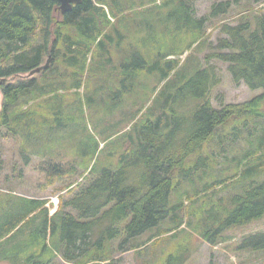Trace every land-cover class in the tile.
Returning <instances> with one entry per match:
<instances>
[{
    "label": "trees",
    "instance_id": "16d2710c",
    "mask_svg": "<svg viewBox=\"0 0 264 264\" xmlns=\"http://www.w3.org/2000/svg\"><path fill=\"white\" fill-rule=\"evenodd\" d=\"M238 1L214 4L211 15ZM250 10L221 25L227 36L206 59L226 63L235 84L262 93L215 108L212 67L197 65L187 75L180 65L187 49L204 43L205 18H194L184 0H82L65 13L54 0H0V138L19 141L28 161L85 132L76 159L46 162L50 183L85 173L63 185L72 195L52 215L45 199L0 192V263L50 264L60 256L68 264H120L129 251L152 256L186 226L214 243L226 229L264 217V15L251 21ZM146 32L154 35L148 42ZM23 74L29 78L8 80ZM164 80L154 96L163 97L161 105L137 118ZM127 104L132 108L106 127L112 132L102 148L114 139L115 157L95 169L102 142L87 130L86 110L102 111L98 127ZM126 118L131 127L121 132ZM238 140L246 144L237 148ZM228 188L225 201L220 192ZM173 246L151 264H184L188 241ZM238 248L264 250V230L242 237Z\"/></svg>",
    "mask_w": 264,
    "mask_h": 264
},
{
    "label": "rangeland",
    "instance_id": "374dc122",
    "mask_svg": "<svg viewBox=\"0 0 264 264\" xmlns=\"http://www.w3.org/2000/svg\"><path fill=\"white\" fill-rule=\"evenodd\" d=\"M163 0H157L160 2ZM190 6L192 11V16L196 19L205 18L203 23V31H204V43L198 46L196 49L189 48L186 50L184 54H182L179 58L181 59V64L185 66L182 67L183 72L187 73V75L193 73L192 70L194 66L200 65L201 68H211L212 71L218 80L217 84L213 86L209 91V98L213 105V107L218 108L221 104L226 103H237L247 101L253 98L256 95L262 93L261 89H249L244 83L235 84L230 73L227 70V64L219 61L217 59H206L208 54L213 52L214 45L217 44L220 38L226 37L220 27L222 24L234 23L238 16L241 14V11L250 7L248 13H245L248 18L252 21L253 17L256 16V13H260L264 15V0L260 4H255L252 0H239L236 3H232L231 7L224 15L212 16L211 10L214 4H217L221 1L226 0H184ZM259 8V9H258ZM260 11H258V10ZM141 18V17H140ZM113 21V18H111ZM155 21V17L151 20V22ZM147 33V32H146ZM152 32L147 33V42L149 41V37H154ZM136 38L139 39V36L142 34H136ZM164 40L171 41L174 40L175 34H162L159 36L161 39L162 36H165ZM182 37H185L186 41L190 39L189 33H184ZM181 37V38H182ZM129 45V41L126 40L125 48L127 49ZM169 45H163L160 47L161 51L167 50ZM184 46V43H182ZM198 49V50H197ZM188 54H192L191 57L186 61ZM51 55L47 53L43 58V64L47 61H50ZM27 74H23L21 76H17L15 78L8 77V80L17 81L20 78H29ZM36 76V75H33ZM165 80L158 84L155 92L151 94L150 100L147 104L142 106L140 113L137 115L139 118L140 114L144 112L147 106H156L159 107L162 103L163 97L157 94L164 84ZM2 104V95L0 96V107ZM132 107L128 104L123 106L119 111H117L112 116H106L105 120L98 123H95V116L99 115L102 111H95L96 115L92 111V109L86 110L85 116V125L87 126V130L94 134L95 137L100 138L99 142H102L100 145V149L96 152L91 165H94L95 169H100L105 166V163L109 160L113 159L115 155H112V147H114V143L112 144V140L110 139L109 145L102 148L103 144H105L104 140L107 139L108 134L112 132V130L107 129L106 127L110 125L111 121H117L122 118L123 111H129ZM136 108V106H135ZM126 117H128L126 115ZM136 119V118H135ZM140 119V118H139ZM132 121H124L117 128L125 131L131 127ZM108 124V125H107ZM105 129V131L100 133V130ZM3 135L7 134L5 130L2 131ZM120 132V133H121ZM79 135H74V143L69 145L68 143H60L55 146L54 153L48 155H30L28 161H26L24 154H21L23 151L20 150L19 141L14 139L11 136L1 137L0 138V192H9L20 196L25 197H33L39 199L46 200V206L49 210V215H52L58 208L60 204H62V197L64 199H68L71 195L68 193H64L65 190H61L63 185L69 181L80 182L82 176H72L67 179L55 180L53 183L48 181V171L46 169V162H60L62 165H67L76 157L74 156L73 149H77L79 147L78 139L81 136L85 135L84 130L81 128L78 129ZM119 133V134H120ZM117 134V135H119ZM2 135V136H3ZM120 138L121 135L117 137ZM110 136V135H109ZM115 137V136H113ZM115 141V142H116ZM246 144L245 141L238 140L237 148L240 146H244ZM79 161V159H77ZM233 190L231 188L225 189L220 192V195L223 196L224 200H227L232 194ZM61 196V197H60ZM187 203V201H185ZM64 210H69L64 207ZM109 225V222L105 220L103 227ZM103 230V229H102ZM264 230V217L253 220L248 224L241 226H233L231 228L223 231L214 243H209L203 238L199 237L197 234L191 231L190 227H185L183 231L177 233L175 238H169L162 241L161 244L155 250V253L152 256L146 255L139 257L136 252L129 251L124 254H120L123 258L122 263L120 264H143V259H150L145 264H151L156 261V258L162 254L163 250H169L174 248V244L181 243L186 244L187 241L189 243V252H187V259L184 264H264V250L261 251H249V250H241L238 248V244L242 237L249 233L262 231ZM27 237V236H25ZM144 237V236H143ZM166 237V238H167ZM16 243L18 241L15 240ZM162 252V253H161ZM0 264H10L8 261L1 262ZM50 264H68L62 261V258L58 256L57 259H54Z\"/></svg>",
    "mask_w": 264,
    "mask_h": 264
},
{
    "label": "water",
    "instance_id": "95a60500",
    "mask_svg": "<svg viewBox=\"0 0 264 264\" xmlns=\"http://www.w3.org/2000/svg\"><path fill=\"white\" fill-rule=\"evenodd\" d=\"M58 2L59 9L61 13H65L71 10L73 7L77 6L82 2V0H54ZM41 68H38V72ZM6 83V78H0V96L2 95L1 86Z\"/></svg>",
    "mask_w": 264,
    "mask_h": 264
}]
</instances>
